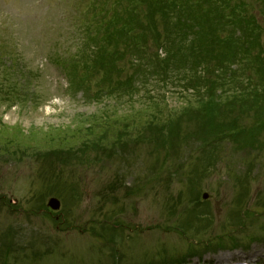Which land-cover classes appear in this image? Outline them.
I'll return each mask as SVG.
<instances>
[{
    "label": "rangeland",
    "instance_id": "374dc122",
    "mask_svg": "<svg viewBox=\"0 0 264 264\" xmlns=\"http://www.w3.org/2000/svg\"><path fill=\"white\" fill-rule=\"evenodd\" d=\"M121 1L0 0V264H264V131L251 144L246 130L238 143L220 138L210 150L198 147L206 129L188 121L212 103L222 127H250L259 111L238 103L223 116L222 106L250 85L231 65L222 81L196 92L171 70L129 94L109 93L100 81L111 68L104 59L115 56L127 74L137 63L123 41L104 44L108 11L117 16ZM179 1L184 11L188 1ZM260 39L264 47V29ZM66 73L89 81V90L72 92ZM151 104L162 115L150 117ZM142 108L144 119L109 132L90 135L82 122ZM167 115L166 134L178 124L179 140L162 142Z\"/></svg>",
    "mask_w": 264,
    "mask_h": 264
},
{
    "label": "trees",
    "instance_id": "16d2710c",
    "mask_svg": "<svg viewBox=\"0 0 264 264\" xmlns=\"http://www.w3.org/2000/svg\"><path fill=\"white\" fill-rule=\"evenodd\" d=\"M186 1L188 2H184L185 10L183 11L177 7V4L182 2L179 0H156L154 2L150 0H124L125 4L122 10L117 13V16L114 15V19L108 20L119 24V26H108L104 44L109 40V36L116 37L119 42L123 41L138 64H132V71L127 74L123 68L116 66L117 63L115 62L119 59L115 60L113 58L115 56L109 55L104 61L111 68H106L100 81L105 82L103 85H106L109 93L120 91L129 94L143 81L147 83L150 79L164 80L161 79V76L163 78L170 76L169 73L172 70L178 81L183 80L184 86L196 92L201 86V89L208 88L217 81H222L227 75L226 70L231 65H237L234 74L245 77V83L247 86L249 84L250 88L237 89V92L233 93V103L230 99L227 100V103L224 102L222 106L226 111L223 116H226L227 112L234 111V104L238 103L241 105L240 111L256 109L259 114H257L256 120L250 123V127L235 124L222 127L223 122L217 121L215 113L218 106L212 103H205L199 111H190L188 121H193L194 129L199 131L206 129L203 133L205 136L200 138H204L201 140V145L210 144L213 140L221 138L220 135H224L222 139L230 140L232 143H238L240 140L252 136L248 141L251 144L253 136L255 137L264 131V99L259 104V96L264 98V47L260 39L264 29V0H253L255 6L252 5L251 9H248L243 1L235 0H203V4L201 3L202 0ZM153 10L156 11L160 20L166 23L169 21V31L165 29L163 23L164 29L159 28L153 17L155 14ZM177 15L176 18L172 17ZM165 32L167 33L166 36L164 35ZM137 38L146 45L150 41V45L156 49L164 47L166 56L160 60L143 61L145 58L141 54L139 44H134ZM144 44L142 46H145ZM112 49L118 51L117 47ZM112 61L115 63L114 65H112ZM138 61H142L144 65ZM140 65L147 66L148 72L144 71ZM69 79L68 87L72 92L81 91L85 94L89 90L87 88L89 81L86 79L77 78V76L71 77L70 75ZM149 108L153 111H150ZM147 111L150 117L162 115L161 109L156 104L147 106ZM163 113L166 115L164 111ZM144 115H147L144 108L129 111L119 116L111 117L108 115L107 118L97 113L82 122L84 126L86 123L89 124L87 133L93 135V130L96 133L103 130L109 132L112 129H118L119 123L127 124L126 120L131 117L137 122V120L144 119ZM170 120L167 115L160 121L162 126L159 131L162 142H166V138L179 140L180 133H182V129H179L177 124L175 125L176 128L173 126L169 129L171 134H166L167 128L171 124ZM77 128L81 129L79 126ZM245 130L247 135L244 138L240 133ZM250 133L251 135L248 136ZM78 134L79 132L76 131L73 136L76 137ZM186 138H191V136L187 137L186 134ZM55 139L54 137L53 140ZM184 139L185 137L182 138V141ZM215 142H212L208 147L210 150L216 147ZM241 142H243L241 146L243 147L245 142ZM211 153L213 154L212 151ZM240 217L243 219L245 216L240 214Z\"/></svg>",
    "mask_w": 264,
    "mask_h": 264
},
{
    "label": "water",
    "instance_id": "95a60500",
    "mask_svg": "<svg viewBox=\"0 0 264 264\" xmlns=\"http://www.w3.org/2000/svg\"><path fill=\"white\" fill-rule=\"evenodd\" d=\"M60 201L54 197H50L48 199V205L51 206L53 209H58Z\"/></svg>",
    "mask_w": 264,
    "mask_h": 264
}]
</instances>
